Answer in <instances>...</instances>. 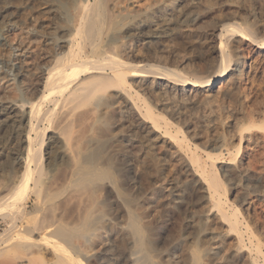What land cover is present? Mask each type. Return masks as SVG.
I'll use <instances>...</instances> for the list:
<instances>
[{"label": "bare ground", "instance_id": "bare-ground-1", "mask_svg": "<svg viewBox=\"0 0 264 264\" xmlns=\"http://www.w3.org/2000/svg\"><path fill=\"white\" fill-rule=\"evenodd\" d=\"M218 1L232 11L216 18L212 30L217 40L215 56L203 78L156 65L134 69L125 40L118 39L128 33L135 16L144 12L137 8L138 0H59L47 11L62 23L54 27L50 38L53 59L45 66L39 96L0 110V123L12 119L24 125L15 134L21 152L8 160V169L0 163V177L5 178H0V219L6 224L0 233V264H118L120 260L124 264H164L155 252L153 229L133 208V190L124 186L155 190L162 184L153 167L144 163L143 154L159 135L176 142L179 169L185 179L190 177L200 186L202 194L198 219L202 233L192 243H182L186 252L179 260L183 264H264V0ZM210 2L166 0L157 13L145 10L147 22L141 25H147L139 29L145 43L160 36V27L169 22H188L194 17L189 8L206 7ZM184 57L176 61L183 64ZM133 81L139 91L156 89L159 98L155 103L172 115L185 118L189 107L203 105L200 117L215 124L225 110L223 100L220 104L216 100L231 98L229 118L222 122L230 132L231 147L224 146L225 135L214 133L212 138L222 145L215 153L207 151V159H202L178 139L177 131L175 135L170 130L165 116L155 113L148 103L139 104L141 94L133 93ZM113 107L116 122H112ZM117 130L132 137L133 147H139L141 139L147 142L146 151L136 155L135 165L117 161L113 152H106L103 137L110 133L108 141H113L120 135ZM224 154L228 161L221 164ZM130 170L134 175L127 178ZM234 177L246 180L243 184L249 196L254 192V200L244 194L239 205L234 204L235 197H228L230 189L225 185ZM104 194L113 198L117 211L124 215L120 229L116 227L117 211L104 207ZM113 248L123 255L113 253L108 261L103 253H112Z\"/></svg>", "mask_w": 264, "mask_h": 264}, {"label": "rangeland", "instance_id": "rangeland-1", "mask_svg": "<svg viewBox=\"0 0 264 264\" xmlns=\"http://www.w3.org/2000/svg\"><path fill=\"white\" fill-rule=\"evenodd\" d=\"M60 1L65 3L68 2V0H60ZM138 1L139 4L141 2L140 5L138 4L140 7L139 6L137 7L139 8V10H143L144 12L145 10L147 11L151 10L157 13L156 11H158L159 4H161L166 0H162V1L138 0ZM143 2H145V4ZM58 4H59V0L57 1L56 0H49V1L48 0H0V110L2 107H6L11 104H18V103L20 104L22 103V101L25 102L31 99L34 100L38 98L39 94L37 92L42 88V84L45 79V74H44L45 72L44 69L46 68L45 66L52 63L51 60L53 59L50 56V53L52 55V50L50 48L52 46L51 44L52 41L50 38L52 37V35H54L53 33H55L54 27H57L60 25V23H62L60 22V20L58 22L57 19L52 17V15H50V12L47 11L50 8L57 6ZM211 4L206 5V7L200 6V7H195L193 9L189 8L190 9L189 11H192L190 13L194 17L189 19L190 21L188 20V22L181 23L178 21L175 22L174 20L171 23L169 22V24L166 27L164 26L165 28L160 27V31L162 33L160 32L161 33L159 34L160 36L156 38H152L150 44L145 43V37L140 32V30H143L142 26L145 27L147 25V24L141 25L144 22H147L145 21V18H147L145 16V13L144 12L142 13L144 15L141 14V15H137V17L135 16V18L133 19V25H131L128 28L129 29L128 33H126L124 38L119 37L120 39H118V41L125 40L124 41V43H126L125 52L128 51L127 55L130 56L128 58L131 60V64L134 67H136L133 68L139 69L141 67L140 69H143L145 67L144 69L148 70L149 69V68L147 69L148 66L150 67L151 65L153 66L156 65V67L157 66H163L165 68L167 67L169 70H172L173 68L174 70L185 73L186 75H188L187 77L190 78L206 77L211 70L210 64L211 62L213 63L215 56V47L217 45L216 44L217 40L212 35V30L214 29L215 26L214 24L217 20L216 18L221 17L232 11V8L229 7V5H223V4L221 5L220 1L218 0H212ZM133 9L134 12L136 8L134 7ZM239 13H242V11L239 10ZM154 19H156V17H154ZM147 20L149 23L150 19L148 18ZM40 34H42V36ZM40 38L43 39L40 40ZM153 54L154 55L156 54V56H154ZM180 56L183 57L185 56L184 57L185 62L183 64L176 61V60L178 61L180 60ZM145 58L147 60H145ZM159 60L160 62H158ZM171 62L174 63L172 64ZM147 89H144L142 91L137 90L136 83H134L133 81V93L137 91L139 95L141 94L140 95L141 100H139L140 102L139 104L144 105L145 103H148L149 105H151L155 113L161 114V116L163 117L165 116L164 119L171 123L170 130L174 134L177 131L176 133L177 135L176 134L175 135L178 137V139L179 140L182 139V141H184L191 148V150L194 151L196 150L197 151L196 153H198V155L202 157V159L205 158L207 159L206 157L207 151L210 153L212 152L215 153L222 145L221 143L214 141V139L212 138L214 136V133L215 134L220 133L223 136L225 135L224 137L226 139L224 142V146H226L225 145L226 143L227 147H231L230 144L232 143H229L230 141L227 140L230 132L227 131L228 129L222 126L223 120L225 121L227 120V118H229V113L227 109L232 104L231 98L229 99V97L227 98V96L226 97L223 96L225 99L223 97L221 99L220 97L219 99L216 100V102H218V100L220 101L218 102L219 104L223 100L221 105L225 103L224 113H227V114L224 113L222 114L224 115V117L226 115L225 117L226 119L221 115V118L217 120L218 123L220 122L219 125L218 123L215 124L216 121L213 123L211 122L212 123L211 124L210 122L204 121V119L200 117L201 111L204 110L203 105L199 107L196 106L189 107L188 115L185 116L186 119L183 118L184 116L182 117L179 116L180 117L179 118L178 115H174V114L172 115L165 108L161 107V105L155 103L156 102L155 100H158L159 98V96L156 94L157 93L156 89H152V90L151 88H147ZM159 102H161V100H159ZM111 109L110 112L112 113L113 116L112 122H116L117 115L114 114H117L116 112L117 109L114 107L112 111ZM194 110L197 112V114H195L196 112ZM0 114L2 115L3 112L0 111ZM98 114H100V112ZM11 121L12 119L11 120L9 119L7 120V122L5 121L0 123V127H1L0 151L3 152L0 154L1 155L0 163L2 164V167H6L7 169H8V165H10L9 161H12L14 159L13 157H16L18 153L21 152L20 151L21 148L17 146L19 145V143L17 142L18 138L16 137L15 134H17L22 129H24L23 124L17 123L16 121L15 122H11ZM195 124L196 126H194ZM216 127L218 130L216 129ZM103 133H105V131L102 132V134ZM114 133L117 134L116 130ZM118 133H120V135L117 137L119 139L115 138L113 141L110 138L108 141V137H110L111 135L110 133H109L110 135L105 133V136L103 137V138L106 137V144H107L106 152L107 153L113 152L110 154L115 156L117 158V161L124 160L126 165L132 162L135 165V160L137 156L138 155L141 156V152L143 153L144 150L146 151V149L149 148L147 149L148 150L147 153H143L146 155L145 158H147L145 159L144 163L146 165L150 164L151 168L153 167L152 169L157 172V175L159 178H161L163 185L161 184L160 186H158V188L155 189L157 192L151 189H145V188L140 189V187L138 188L136 187V185L134 187V186H129L128 184H124V186L128 187L127 188L128 190H133L131 192L133 195V208L138 209L139 215H141V218L143 219L142 221L148 224L151 230L153 229L152 233L154 234L153 238L156 244L155 252L158 253L157 255L159 259L162 262H164V264H183V261L179 260L181 258V255L184 256L186 252V250H182V246H181L182 243L185 242L186 244H190L192 243V240H194V237L197 234L201 235L202 233L201 225L198 220L203 210V203L202 200L200 199L202 195L200 193L201 192L200 186L198 184H194V181L191 180L192 178L188 179L190 177L188 178L186 177L185 179L184 174L180 171L178 164L179 147L176 145V142L173 141V138L170 139V137H165V136L160 137L159 135V138H157L153 142V146H150L148 144V147L147 145H145L147 144V142H145L144 139H141V141L138 142L140 146L137 147L138 150L140 149L141 150L138 151L137 153H135L136 152L135 151L134 152L135 156H134L133 151L135 149L137 150V148L133 147V140H131L132 137L125 135L122 131H118ZM111 142L114 143V144L112 143L113 146ZM120 143L122 144V146ZM108 145H111L110 146L111 148H108L109 150H107V147H109ZM115 149H117V151H115L116 153H114L113 151ZM123 149H125V151H123ZM226 156H227L226 154L221 155L219 159L221 164L228 161V157ZM150 160L153 163H151ZM219 172L220 174L222 173L221 171ZM132 175H134V172L132 173V170H130L127 178H130V176L132 177ZM1 179L4 180L5 178H1ZM232 179L233 181H229L225 184L227 190L230 189L228 197H230V199L235 197L233 198L232 201L235 202L234 204L239 205L240 203L239 198H241L240 196H243L248 192L247 186L244 185L246 184V180H244L243 178L239 179V177H234ZM235 179L237 180L239 179V181L237 182L235 181ZM142 181L144 182L143 178L140 179L139 182L141 183ZM228 183L231 185L236 183V185L234 184L233 186H231ZM237 194H239V197H237L238 196ZM255 196L256 195L254 194V192L250 193V196L247 194V197L251 198V200H254L256 198ZM169 198L170 199L174 198L175 200L172 199L171 201ZM177 198L179 200H177ZM111 199L113 198L109 196L107 197L106 199L107 204L105 203L106 206L104 205V207L106 209H110L112 213H116L118 209L114 205ZM172 202L173 204H171ZM32 203H33V196L30 197V201L28 204L30 205L29 207L32 206ZM112 205L113 207L111 208ZM114 207L116 208L115 211L113 209ZM116 214H119L118 217L116 218V222H117L116 227L117 229H120L122 227V224H124L123 222L124 215L122 211L121 212L117 211ZM3 227L5 228L6 224L1 218L0 233L3 232L4 230ZM108 233L109 231L106 228L104 233L106 241L109 239ZM183 251L185 252L183 253ZM113 253H115V255ZM121 253L118 252L117 249L115 248L114 250H112V253L111 251L105 252L103 253V256L105 257V259H108V261H110L111 255L119 256L121 258V256L123 255V253L122 255ZM118 264H124V263L120 260Z\"/></svg>", "mask_w": 264, "mask_h": 264}]
</instances>
